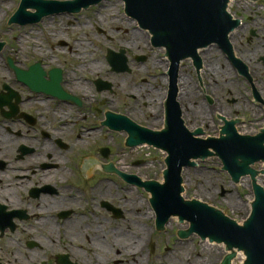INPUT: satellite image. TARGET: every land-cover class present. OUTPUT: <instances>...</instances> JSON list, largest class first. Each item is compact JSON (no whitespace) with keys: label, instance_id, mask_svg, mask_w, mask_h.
<instances>
[{"label":"flooded vegetation","instance_id":"obj_1","mask_svg":"<svg viewBox=\"0 0 264 264\" xmlns=\"http://www.w3.org/2000/svg\"><path fill=\"white\" fill-rule=\"evenodd\" d=\"M103 4L0 0V36H10L0 37V264H159L173 258L174 249L163 242L168 239L155 238L152 190L143 186L153 180L151 161L135 153L161 151L165 165V141L176 140L179 122L194 143L221 138L228 123L241 137L264 129V54L247 64L250 58L235 46H263V4L240 0L231 10L239 24L229 37L247 70L220 48H206L227 59L226 88L207 69L218 56H199V66L186 59L174 79L170 62L157 58L160 50L125 2L97 21L88 15ZM118 22L134 24L131 34ZM143 36L151 54L130 57L144 52L138 46ZM123 52L128 65L120 63ZM253 123L259 131L249 127ZM141 229L145 237H135Z\"/></svg>","mask_w":264,"mask_h":264},{"label":"water","instance_id":"obj_2","mask_svg":"<svg viewBox=\"0 0 264 264\" xmlns=\"http://www.w3.org/2000/svg\"><path fill=\"white\" fill-rule=\"evenodd\" d=\"M82 1L87 5L101 0ZM125 1L128 12L131 10L130 14L139 20L140 25L151 31L155 45L167 48L166 55L173 63L172 72L175 74L180 60L185 57L198 59V48H205L212 43L219 44L225 54L237 62L228 37L237 27V22L227 12L230 0ZM21 19L22 17L15 21ZM32 20L29 19L28 22ZM222 132L227 136L220 140L194 143L185 134V129L178 130L174 142L165 141L164 147L169 153L168 169L164 171L166 183L162 185L153 181L143 186L153 192L158 231L164 228L171 216H178L179 221L188 220L191 223L188 231L179 233L181 238L197 233L202 239L208 237L212 242H223L228 250L243 251L246 256L245 264H264V188L256 183L258 172L251 168L255 162H264V134L252 145L241 143L243 138L236 136L232 123ZM211 148L219 155L224 169L234 181L247 175L253 180L255 200L251 205L252 212L243 226L205 203L198 200L185 201L181 197V192L184 191L181 187L183 169L194 165L190 158L211 155ZM261 173L264 174V171ZM234 257L235 254L227 255L223 264H231Z\"/></svg>","mask_w":264,"mask_h":264},{"label":"rangeland","instance_id":"obj_3","mask_svg":"<svg viewBox=\"0 0 264 264\" xmlns=\"http://www.w3.org/2000/svg\"><path fill=\"white\" fill-rule=\"evenodd\" d=\"M121 1V0H120ZM240 0H236V2H234V6L232 7L233 9L237 6L235 5L236 3H238ZM117 2H119V0H108L106 1V3L103 4V7H98L96 8L95 11H89L88 15L93 18L94 21H97L99 18H101L100 13L104 14L103 17H108L110 15V13H116L115 10H117L119 12V9L121 8L120 4V8L119 6H114L117 4ZM256 4H263V10L261 9V15L263 18V30H264V0H257L255 2ZM113 7L115 8V10L113 9ZM105 9H109L108 11H105ZM232 9V11H234ZM109 13V14H107ZM11 20V19H10ZM10 20L7 21V24L10 22ZM56 20H59L58 18H56ZM56 20L53 21L52 24H54V22H56ZM116 26L121 27L122 30H127L130 34H131V30L134 27V24L131 25H127V24H120L118 22L115 23ZM90 29V27H88V30ZM42 30L44 31L45 29L42 28ZM77 36H79L77 34ZM93 35H91L92 37ZM123 36V35H122ZM5 39H9L10 36L7 34H4L3 36H0ZM122 38V37H121ZM128 38L127 35L124 36V40L126 41ZM147 38L146 36H143L142 38H140L139 41H141V44H139V47H143L144 45V52L142 51H138L136 52L134 49V53L130 54V57L136 58L139 56H142L143 54L145 55H149L151 54L152 51H148V46H147ZM45 41V39H44ZM94 43H96V46L99 45V43L96 40H93ZM263 42V48H264V38L262 39ZM51 44V42H50ZM114 47L119 48L120 47V42L113 44ZM127 43L124 42V46H126ZM236 48H239L240 51H242V58H247L249 59V61H245L247 64L252 62L253 59H258L260 57V55L264 54V49L262 47H260L259 45L256 44H252L249 46H245V45H235ZM256 46H259L260 48H256ZM91 51H94L93 47H90ZM208 50V49H206ZM101 51V50H100ZM100 51L95 50L96 55L93 56V58H99L100 56ZM213 51V50H212ZM216 51V50H214ZM213 51V53H215ZM157 54V58L161 59L163 57V53L159 52V51H155ZM218 56L220 60L216 61L215 63H210L209 64V68L212 70H215L217 72V75L219 76V78L224 80V87L226 88V82L230 81L231 82V78L230 74L226 73V71H228V69L230 70V66L229 63L227 61V59L224 58L223 54L217 49L216 51V55L212 54L208 51H206V56ZM201 57V56H200ZM151 60V59H150ZM205 61V59H204ZM191 62V61H190ZM190 62L188 61L187 63L190 65ZM203 62V61H202ZM204 64V62H203ZM223 68V69H222ZM190 69V68H189ZM161 71V65H157V71ZM209 70V69H208ZM184 73L187 72L186 70H183ZM183 73V75H184ZM232 74V71H231ZM189 74H186L185 76H187ZM186 78V77H185ZM210 78V77H209ZM216 79V81H219L217 79V76L213 77ZM230 79V80H229ZM224 88V89H225ZM234 88V87H233ZM230 100H233V98H230ZM227 101V99H226ZM245 105V103H244ZM248 115H250V113H246ZM249 119H251L249 117ZM248 123V122H247ZM255 127V129H257V131H259V126L256 123H253V125H250L249 127L252 128ZM263 128V127H262ZM135 158L137 157H142L145 158L146 160H150L151 164L149 169L151 170V179L156 180L157 182H162V172L164 170L165 165L161 163V161L164 160V154L161 153V151H155L153 149H144V150H140L137 153H135ZM195 163L197 164V166H193L194 168H191L188 171H191V175L190 177H187L186 175L183 174V178L185 179V186L184 189H186L185 194H184V198L187 200H198L202 203H205L207 205H209L210 207H214L216 209H219L221 211H223L226 215V217H228L229 219H231L232 221H236L239 225H242L244 221H246L247 216L249 215L250 211H251V198L254 199L253 196V189L251 186V180L250 178H248L247 182L250 184V186L243 184L242 182L244 180H241L242 184H233L232 180L230 179V176H228L225 172L221 171L222 170V166H221V162L217 157H211V158H207L205 160H198L195 161ZM262 165V167H261ZM264 164L263 163H255L253 168H255L256 170H261L263 169ZM137 172V171H136ZM261 185L264 187V176H261ZM223 187L225 188V190H227L228 194H226V199L223 198L222 196V190ZM224 196V197H225ZM141 223H146L148 224L149 222H147L146 219H141ZM190 228V223L188 221H185L184 223H180V221L178 220V218L173 217L171 219V223L168 227H166L165 231L162 232L161 234L158 233L155 238L157 240H162V239H168L166 241H163L166 243V245L169 243V248L170 249H174L175 253L178 249H179V245H187L188 247V252H189V256L188 258H192L194 259L195 256H197L198 254H201L204 245L201 244V240L198 236L193 235L192 237H190L189 239L184 240L182 243L181 242H176V240L178 239V233L179 231L182 230H186ZM139 234H141L143 236V238L146 235V231L144 229H141L140 232H137V234L135 235V237H137ZM162 249V247H161ZM218 249V248H217ZM219 249L223 252L221 257L216 261L217 264L221 263V260L226 256L227 252L224 251V249L222 250L221 247H219ZM219 250V251H220ZM163 255V251L160 253ZM186 255V254H185ZM175 256V260L173 258L172 262L170 261V259H167L165 257H163L160 260L159 264H179L182 262H177V261H183L184 258H187L186 256H181V255H174ZM236 264H241V262H237Z\"/></svg>","mask_w":264,"mask_h":264},{"label":"bare ground","instance_id":"obj_4","mask_svg":"<svg viewBox=\"0 0 264 264\" xmlns=\"http://www.w3.org/2000/svg\"><path fill=\"white\" fill-rule=\"evenodd\" d=\"M47 21L49 22V21H52V20L51 19L50 20H45L44 24L48 23ZM207 51L212 53V54H215V53H213L212 48L207 50ZM200 56H203V57L206 56V52L205 53L204 52H200ZM207 69H210V68H207ZM210 70L213 73H216L215 70H212V69H210ZM198 106L202 107L201 104H199V103L197 104V107ZM238 133H241V132L238 130ZM183 174L186 175L187 177H190L191 171L185 170ZM247 180L248 179L244 180L242 183L245 184V185L250 186V184L247 182ZM257 180H258L257 183L259 185H261V177L258 178ZM242 183H240V184H242ZM184 185H185V181H184ZM226 194H228L227 190H226ZM224 198L226 199V196ZM251 200H253V199L251 198ZM127 236H125L124 242H130L131 239H130V237H127ZM201 244L204 245L203 250L201 251L202 253L198 254L197 256H195L194 259L188 258V256L190 255L189 252H188V248L189 247L187 245H185V244L179 245V249L173 254V256H170V257H173L174 260H175V256L174 255H181V256H186L187 255L186 256L187 258H184L183 261H177V262H182V263H179V264H215L216 260H218L221 257L223 252L217 247L216 244L215 245L214 244H210L209 242H204V243L201 242ZM106 248L107 247H102V250H106ZM173 258L170 259L171 262H172ZM244 260H245V256H244V254L242 252H240V253L237 254L233 264H236L239 261L241 262V264H243L245 262Z\"/></svg>","mask_w":264,"mask_h":264}]
</instances>
